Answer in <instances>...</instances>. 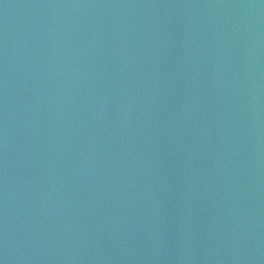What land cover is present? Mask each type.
Segmentation results:
<instances>
[{
  "label": "water",
  "instance_id": "1",
  "mask_svg": "<svg viewBox=\"0 0 264 264\" xmlns=\"http://www.w3.org/2000/svg\"><path fill=\"white\" fill-rule=\"evenodd\" d=\"M0 264H264V0H0Z\"/></svg>",
  "mask_w": 264,
  "mask_h": 264
}]
</instances>
